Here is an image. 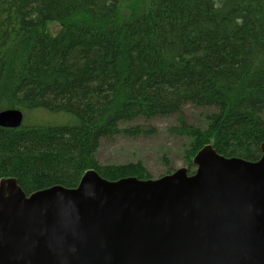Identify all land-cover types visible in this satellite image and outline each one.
I'll return each mask as SVG.
<instances>
[{
    "label": "trees",
    "instance_id": "trees-1",
    "mask_svg": "<svg viewBox=\"0 0 264 264\" xmlns=\"http://www.w3.org/2000/svg\"><path fill=\"white\" fill-rule=\"evenodd\" d=\"M0 0V179L28 195L74 188L87 170L115 181L151 179L141 162L100 165L102 140L146 135L137 123L174 117L183 161L205 145L255 162L264 143V0ZM58 24L56 33L50 31ZM187 106L205 110L197 125ZM168 174V173H166Z\"/></svg>",
    "mask_w": 264,
    "mask_h": 264
},
{
    "label": "water",
    "instance_id": "water-1",
    "mask_svg": "<svg viewBox=\"0 0 264 264\" xmlns=\"http://www.w3.org/2000/svg\"><path fill=\"white\" fill-rule=\"evenodd\" d=\"M17 109L0 127L18 128ZM255 162L211 145L155 179H103L26 195L0 179V264H264V143Z\"/></svg>",
    "mask_w": 264,
    "mask_h": 264
},
{
    "label": "rangeland",
    "instance_id": "rangeland-1",
    "mask_svg": "<svg viewBox=\"0 0 264 264\" xmlns=\"http://www.w3.org/2000/svg\"><path fill=\"white\" fill-rule=\"evenodd\" d=\"M147 1L124 0L121 15L125 16L123 18L130 17L134 12L144 9ZM59 29L58 24L50 26L52 33ZM183 112L188 124L199 126L205 110L187 106ZM137 123L152 128L154 133L135 136L123 133L112 139L102 140L95 154L96 162L103 166L141 162L151 179L179 168H186L183 161L186 139L167 133V128L175 123L174 117L155 118Z\"/></svg>",
    "mask_w": 264,
    "mask_h": 264
}]
</instances>
